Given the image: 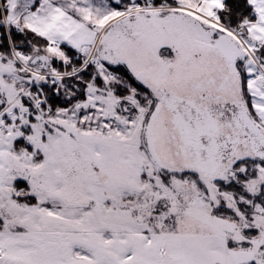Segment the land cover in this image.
I'll use <instances>...</instances> for the list:
<instances>
[{
	"label": "snow or ice",
	"instance_id": "6c2138e0",
	"mask_svg": "<svg viewBox=\"0 0 264 264\" xmlns=\"http://www.w3.org/2000/svg\"><path fill=\"white\" fill-rule=\"evenodd\" d=\"M0 264H264V0H0Z\"/></svg>",
	"mask_w": 264,
	"mask_h": 264
}]
</instances>
